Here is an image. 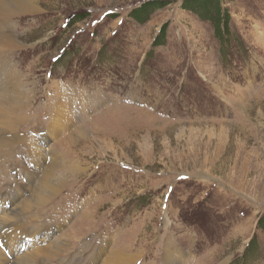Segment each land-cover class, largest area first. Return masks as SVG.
<instances>
[{"label":"rangeland","instance_id":"1","mask_svg":"<svg viewBox=\"0 0 264 264\" xmlns=\"http://www.w3.org/2000/svg\"><path fill=\"white\" fill-rule=\"evenodd\" d=\"M148 1L37 0L13 17L19 46L4 64L31 77L35 95L17 114L26 142L0 167V196L28 181L12 201L20 209L35 185L28 167L41 176L54 149L78 166L22 212L25 229L50 235L45 247L60 242L42 260L106 264L133 244L135 264H160L171 239L184 264H264V0H215L209 15L159 0L169 3L141 22ZM55 88L72 97L71 115L44 133ZM32 144L42 163L28 161Z\"/></svg>","mask_w":264,"mask_h":264},{"label":"bare ground","instance_id":"2","mask_svg":"<svg viewBox=\"0 0 264 264\" xmlns=\"http://www.w3.org/2000/svg\"><path fill=\"white\" fill-rule=\"evenodd\" d=\"M36 5L37 0H0V59H3L0 61V167H5L4 162L11 157L13 147L21 142H26L24 139L19 140V133L15 131V121L21 122L25 119L23 117H18L17 114L20 113L22 109L24 111V108L29 103L30 107L28 106L26 110H30L34 100H32V97H34L33 94L35 95L31 87V81L27 82L31 77L28 78V75H25L21 71H11L9 69V64H4V60H12L11 58L5 57V55L8 54V52L14 51L15 48L19 46L16 39V29L12 23V19L18 16V14H33V12L38 10ZM55 90L56 94L62 97L60 100H55L53 104L52 102L47 103L49 107L48 110H50L48 119H52V124L48 120L46 128L39 129L38 131L46 130L44 133L54 132L59 128H64L69 123L67 118L71 115V111L67 108L66 103L71 101L72 97H68L67 92H61L60 89L55 88ZM52 98L54 97L50 96L47 101L53 100ZM62 98H64V100H62ZM31 130H33V128H31ZM81 132V127H77L75 131L70 133L72 136L77 134L76 137L86 138L84 137L85 135H80ZM36 140L37 139H34L35 143L38 144ZM36 144H32L28 150L30 157L28 161L42 163L44 158L42 153L39 152L41 149L37 148ZM39 146L41 147V145ZM50 152L53 154L50 160L51 162L50 164L47 163L48 166L40 171L41 176H38L39 173L34 175L33 169L28 167V172L31 176L30 183L33 182L35 185L34 187L32 186V195L30 198H23L20 209L14 208V210H12V201L15 200L14 198L22 196L25 188L28 186V181H26L25 185L19 184L17 187L18 189L12 195L13 197L11 196L12 198H10L9 201L6 200L7 198L4 199V197L0 196V264H52L50 261L46 262L42 260L40 255H53L58 251L60 242L54 239L56 241L55 243L53 242L51 245L45 247L44 243L49 240L50 235L40 236L38 229L34 230V225L25 229L22 222L24 216L22 212H26L28 208L33 205H43L52 197L59 194L63 188V175L65 172L72 174L77 170L78 165H67L62 154L59 153L57 156L54 149ZM35 178H37L36 181ZM32 208H35V206ZM169 240L170 241L166 242L163 246L165 258H162L160 264H184L186 255L184 250L181 247L172 245L171 239ZM129 246L130 249L122 248L119 250L116 248L113 252L111 250V255L107 258L108 263L106 264H135L143 253L141 250L136 249L133 244ZM126 250L128 252L136 251L137 253L130 255V253L127 254L128 252H126ZM50 259L51 258H49V260ZM224 263L225 261L220 264Z\"/></svg>","mask_w":264,"mask_h":264},{"label":"trees","instance_id":"3","mask_svg":"<svg viewBox=\"0 0 264 264\" xmlns=\"http://www.w3.org/2000/svg\"><path fill=\"white\" fill-rule=\"evenodd\" d=\"M186 1V0H185ZM184 1V2H185ZM213 1H215V0H189V2L190 3H192L193 4V6L194 5H196V6H198V5H201L203 8V11H205L206 10V5H209L210 6V4L213 2ZM158 2H160V4H161V6H164V5H166V4H168L169 3V1H159V0H153V1H148V2H146V3H144V4H142V5H140V7L139 8H137L138 10H137V12H139V11H141L142 10V14L140 15L141 17H142V19L140 20L141 22L142 21H145L147 18H148V15L150 14V12H151V8L150 7H152V5L153 4H156V3H158ZM188 3V2H187ZM189 5H191V4H189ZM193 8H196L195 6L193 7ZM209 8H211V7H209ZM209 13H210V10H206V15H209ZM80 20V18H77V20L76 21H79ZM164 34V33H163ZM163 34L160 36L162 39L161 40H159V43L157 42V43H155V45H160V44H162V42H163ZM159 37V38H160Z\"/></svg>","mask_w":264,"mask_h":264}]
</instances>
